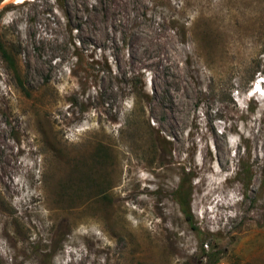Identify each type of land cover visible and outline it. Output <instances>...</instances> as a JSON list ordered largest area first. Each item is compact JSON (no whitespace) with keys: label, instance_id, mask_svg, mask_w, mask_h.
Masks as SVG:
<instances>
[{"label":"rangeland","instance_id":"obj_1","mask_svg":"<svg viewBox=\"0 0 264 264\" xmlns=\"http://www.w3.org/2000/svg\"><path fill=\"white\" fill-rule=\"evenodd\" d=\"M60 1L0 0V264H264V0Z\"/></svg>","mask_w":264,"mask_h":264},{"label":"trees","instance_id":"obj_2","mask_svg":"<svg viewBox=\"0 0 264 264\" xmlns=\"http://www.w3.org/2000/svg\"><path fill=\"white\" fill-rule=\"evenodd\" d=\"M57 1L62 2L60 0H57ZM0 53H1L2 57L4 58V60L6 61L9 69L13 72L15 78L17 79V83L19 84L20 88H24L12 50H10V48L7 47L5 44L0 43ZM183 183L184 182H181L179 184L177 190L175 191V195L177 197V202L179 203L183 213L188 216V214H189V200H188L189 192L187 193L186 198H184L181 195Z\"/></svg>","mask_w":264,"mask_h":264},{"label":"bare ground","instance_id":"obj_3","mask_svg":"<svg viewBox=\"0 0 264 264\" xmlns=\"http://www.w3.org/2000/svg\"><path fill=\"white\" fill-rule=\"evenodd\" d=\"M17 2L23 1V0H16ZM253 87V86H252ZM257 93V91H255ZM254 92V93H255ZM127 165V164H126ZM9 168V167H8ZM3 179V178H2ZM5 182V181H4ZM5 230V229H4ZM74 247V246H73ZM178 252V251H177Z\"/></svg>","mask_w":264,"mask_h":264}]
</instances>
